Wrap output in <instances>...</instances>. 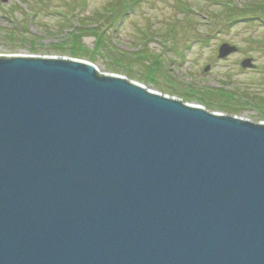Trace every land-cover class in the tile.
<instances>
[{
  "label": "water",
  "instance_id": "1",
  "mask_svg": "<svg viewBox=\"0 0 264 264\" xmlns=\"http://www.w3.org/2000/svg\"><path fill=\"white\" fill-rule=\"evenodd\" d=\"M0 264H264V121L0 54Z\"/></svg>",
  "mask_w": 264,
  "mask_h": 264
},
{
  "label": "rangeland",
  "instance_id": "2",
  "mask_svg": "<svg viewBox=\"0 0 264 264\" xmlns=\"http://www.w3.org/2000/svg\"><path fill=\"white\" fill-rule=\"evenodd\" d=\"M113 6L121 10L120 18L100 15ZM86 26L104 30L113 48L110 55L96 54L101 73L128 71L130 65L132 80L165 93L172 87L163 77L157 83L138 79L144 65L160 55L177 87L174 94H165L182 99L193 89L188 102L202 104L197 98L208 95L198 92L220 89L241 98L230 103L239 106L236 115L264 121V0H0V54L69 56L64 51L70 32ZM82 41L91 49L96 36L84 34ZM224 42L239 50L221 59L218 49ZM118 55L131 60L116 64ZM248 57L254 68L242 67ZM224 102L215 95L214 111L228 113Z\"/></svg>",
  "mask_w": 264,
  "mask_h": 264
},
{
  "label": "trees",
  "instance_id": "3",
  "mask_svg": "<svg viewBox=\"0 0 264 264\" xmlns=\"http://www.w3.org/2000/svg\"><path fill=\"white\" fill-rule=\"evenodd\" d=\"M116 6H113L111 8H108L107 11H103L100 13L101 16H103L104 18H109L112 21L116 20L118 18H120L122 12L120 9L116 10ZM93 34L94 36H96V42L93 48H89L87 46H85V44L82 41V37L84 34ZM71 35V41L70 44L67 48V50H65L64 54L69 55L70 57H74V58H82L85 59L87 58V60L90 61H95L96 58V54H109L112 53L113 48L112 46H109L107 43V39L104 37L105 35V31L104 30H100L97 27H84V28H77L76 30L70 32ZM106 39V40H105ZM108 45L109 49L106 48V46ZM155 59L146 63L144 65V75L143 77H139L138 79L142 82H148V83H157L159 81V79L161 77H163L167 83L172 87V88H165L163 89L164 92L166 93H175V82H173L172 78L170 77V75L168 74L167 69L164 67V62L162 61V58L160 55H155L154 57ZM131 60V59H130ZM129 60V61H130ZM115 63H122V61L125 62H129L126 61L124 59L123 56H117V58L115 59ZM125 62L122 63V65H125ZM128 71H123L120 70L119 68H115L114 72L116 73H122V74H126L130 79H135V75L132 74V66L130 65H126ZM177 88V87H176ZM196 91H194L193 89L191 91L188 90V92H184L183 93V97L182 99L186 102L193 100L194 96H195ZM201 93L206 97H199L197 98L198 101L204 105H206V107L210 110H216L217 107L212 103L213 102V97L215 95H219L223 99H225V106H227L226 108L228 109V113L230 114H236V111L239 106L237 107H233L230 105L231 102L236 103V98H238L239 101H241V98L239 96H237L234 93H227L224 92L220 89H217V91H205V92H198ZM238 102V101H237Z\"/></svg>",
  "mask_w": 264,
  "mask_h": 264
}]
</instances>
